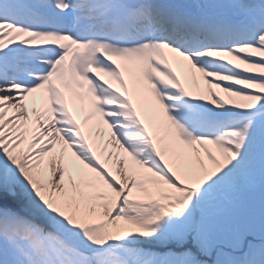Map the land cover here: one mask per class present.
<instances>
[{"label": "snow or ice", "instance_id": "obj_1", "mask_svg": "<svg viewBox=\"0 0 264 264\" xmlns=\"http://www.w3.org/2000/svg\"><path fill=\"white\" fill-rule=\"evenodd\" d=\"M0 264H264V0H0Z\"/></svg>", "mask_w": 264, "mask_h": 264}]
</instances>
